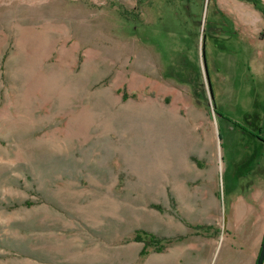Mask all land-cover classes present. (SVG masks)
<instances>
[{"label":"rangeland","instance_id":"1","mask_svg":"<svg viewBox=\"0 0 264 264\" xmlns=\"http://www.w3.org/2000/svg\"><path fill=\"white\" fill-rule=\"evenodd\" d=\"M252 33L264 0H0V264H255L224 217L263 169L228 163L264 131Z\"/></svg>","mask_w":264,"mask_h":264},{"label":"crops","instance_id":"2","mask_svg":"<svg viewBox=\"0 0 264 264\" xmlns=\"http://www.w3.org/2000/svg\"><path fill=\"white\" fill-rule=\"evenodd\" d=\"M242 22L245 24L247 23L246 21H236L235 27ZM247 24L251 28H257V24L252 20ZM240 37L248 48L246 53L250 56V65H247L249 72L251 73L255 71L259 73V76L263 78L264 83V39L255 36L253 33L247 36L240 35ZM251 65L253 69L250 67ZM235 125L237 130L231 128H229V130H232L233 132V139L237 138L241 142L237 144L233 142L234 145L229 149L231 151V158L228 163L230 167L235 168V170L232 171L233 174L241 176V180L238 184H243L245 178L242 176L245 173L244 168H247V166L248 168L250 167L254 169L258 167L263 168L262 172L260 171L257 175V177H259L258 183H255V179H250V181H253L250 187L242 188L241 185H239V188H242V191L236 192L235 189L231 193L229 199V212L224 216L227 223V230L256 232L252 237H249L252 243L250 242V245L247 244L249 252L247 249L248 254H245V256L248 261H250L251 248L255 249L257 238H259L264 231V141L260 139L261 137H264V131H258V133H256L257 136H260L258 138L255 137L256 135L253 136V133L245 128L239 127L237 124ZM247 134H249V137L251 138L250 140L248 139L250 144L244 136ZM206 261V259H203V262Z\"/></svg>","mask_w":264,"mask_h":264},{"label":"trees","instance_id":"3","mask_svg":"<svg viewBox=\"0 0 264 264\" xmlns=\"http://www.w3.org/2000/svg\"><path fill=\"white\" fill-rule=\"evenodd\" d=\"M204 38H205V34H203ZM205 42V40H204ZM216 108V107H215ZM216 112V109H214ZM255 137H260V136H255ZM264 141V137L260 138ZM202 226H197V228H200ZM133 240L136 242H142L143 246L142 249L140 250V254H146L147 253V249L149 247H155V251H161L164 248V244H162L163 241H165V243H167V239L165 238H157L153 233L147 232L145 230H139L136 231L134 236H133Z\"/></svg>","mask_w":264,"mask_h":264},{"label":"water","instance_id":"4","mask_svg":"<svg viewBox=\"0 0 264 264\" xmlns=\"http://www.w3.org/2000/svg\"><path fill=\"white\" fill-rule=\"evenodd\" d=\"M204 40H205V38H204V36H202L201 45H200V47H201V49H200L201 65H202V71H203V74H204V78H205V81H206L208 95H209V98H210V100L212 102V107H213V109H215L216 105H215V102H214V94H213L212 84H211V81H210L208 68H207V64H206V58H205V42H204ZM263 263H264V235H263V238H262V242H261V245H260V249H259L256 261H255V264H263Z\"/></svg>","mask_w":264,"mask_h":264}]
</instances>
